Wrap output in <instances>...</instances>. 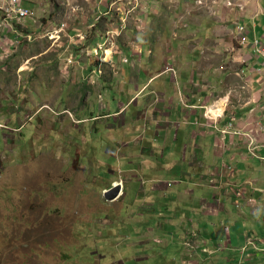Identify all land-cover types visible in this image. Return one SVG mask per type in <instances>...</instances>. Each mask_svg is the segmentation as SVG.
Masks as SVG:
<instances>
[{
	"label": "rangeland",
	"instance_id": "rangeland-1",
	"mask_svg": "<svg viewBox=\"0 0 264 264\" xmlns=\"http://www.w3.org/2000/svg\"><path fill=\"white\" fill-rule=\"evenodd\" d=\"M64 2H54L62 17ZM170 30L162 29L175 41ZM61 40L0 51V264H145L129 259L143 251L154 264L174 258L194 225L187 214L172 216L192 209L193 183L181 180L190 166L179 148L191 142L154 120L148 101L158 93L145 89L144 72L133 81L129 74L80 77L76 65L65 73ZM141 53L146 63L147 48ZM116 182L122 194L107 200ZM232 244L245 240L237 235Z\"/></svg>",
	"mask_w": 264,
	"mask_h": 264
},
{
	"label": "crops",
	"instance_id": "crops-1",
	"mask_svg": "<svg viewBox=\"0 0 264 264\" xmlns=\"http://www.w3.org/2000/svg\"><path fill=\"white\" fill-rule=\"evenodd\" d=\"M20 1L33 17L4 26L1 8L8 0H0V51L9 43L14 48L30 42L25 37L46 28L51 19L66 20L67 33L83 34L86 38L81 42L91 48L100 41L97 33L121 25L134 2L74 0L78 12L59 8L62 17L56 10L61 5L54 3L57 0ZM227 2L236 6L228 7ZM97 16L100 19L90 30ZM165 24L173 30L175 41L165 37ZM240 25L249 29L246 44L238 38ZM255 39L264 45V0H141L114 38L118 51L112 64H104V74H129L133 81L136 70L144 72L145 89L158 93L157 99L148 101L149 107L157 109L154 120L161 128L176 127L182 138L191 142L183 141L179 148L183 167L186 162L190 166L189 172L181 171V180L193 183L192 209L188 213L179 208L172 215L182 221L187 214L193 222V226L187 225L193 227L188 231L189 245L186 249L174 246L180 248L179 253L174 258L167 254L156 264H264V56L255 52ZM66 42L62 38L58 48L63 50ZM144 47L146 63L142 62ZM126 51L132 60L139 59L135 68L121 61ZM86 63L89 58L85 56L75 64L74 73L80 77L86 74ZM19 67L23 69L24 64ZM173 80L180 85L173 87ZM218 104L223 110L213 113L211 108ZM229 123L233 126L228 130ZM166 232L184 235L182 230ZM237 235L245 240L240 248L232 244ZM143 252L131 254L130 261L154 264L152 255ZM159 255L164 256L162 252ZM169 258L173 261L168 262ZM127 261L120 259L118 264Z\"/></svg>",
	"mask_w": 264,
	"mask_h": 264
},
{
	"label": "built area",
	"instance_id": "built-area-1",
	"mask_svg": "<svg viewBox=\"0 0 264 264\" xmlns=\"http://www.w3.org/2000/svg\"><path fill=\"white\" fill-rule=\"evenodd\" d=\"M119 1H123L125 3L127 2V0ZM140 1L141 0H134L132 7H130L129 10L125 11L124 17L121 20V25L119 27L113 28L109 26V29L105 32L97 33V36L100 41L96 42L91 48L85 47V45L81 42V40H84L86 38V36H84L83 34L77 33L75 36L69 35L67 33V21L60 19H51L49 22L46 23V28L44 26L39 32L29 34L25 38L27 41H36L38 39L48 38L53 42H57L58 40L65 38L67 44L64 45L62 53L60 54V58L62 59V70L67 73L71 66L79 64L86 56L87 58H89V63H86L85 66V68L88 69L86 72L87 76H100L104 73V64H112V56L118 51V47L116 42H114V38L120 35L121 30L124 27L126 17L129 13H131L134 9L139 6ZM73 2L74 0H65L64 4L68 8V10L70 8V11L72 13H77V5L73 4ZM113 5L114 4H112V6ZM227 6L234 7L236 5L231 2H227ZM1 9L3 10V14L5 15L2 20L4 26L12 25L13 23L21 24L26 19L33 17V13L28 8L23 7L21 5L20 0H8L6 5H4ZM99 19L100 16H97L95 20L90 24V30H93L92 27L95 26V21H98ZM248 31L249 29L245 25H240L237 27V34L240 43L246 44L248 42ZM77 41L80 42L78 43ZM12 44L13 43L6 46H1L2 52L5 53L4 55L9 53L8 51L13 47ZM253 45L255 47V52L261 56H264V45L260 43V41L257 39L253 41ZM140 56L141 54L140 52H138V57L140 58ZM121 61L123 63L130 62L127 56H123L121 58ZM136 61H139V59H137ZM133 68H135V65L133 66ZM169 70L173 71V68H169ZM232 126L233 123H229L227 129H231Z\"/></svg>",
	"mask_w": 264,
	"mask_h": 264
},
{
	"label": "water",
	"instance_id": "water-1",
	"mask_svg": "<svg viewBox=\"0 0 264 264\" xmlns=\"http://www.w3.org/2000/svg\"><path fill=\"white\" fill-rule=\"evenodd\" d=\"M122 193V183H115L106 189L104 195L107 200H115Z\"/></svg>",
	"mask_w": 264,
	"mask_h": 264
},
{
	"label": "bare ground",
	"instance_id": "bare-ground-1",
	"mask_svg": "<svg viewBox=\"0 0 264 264\" xmlns=\"http://www.w3.org/2000/svg\"><path fill=\"white\" fill-rule=\"evenodd\" d=\"M219 110H220V111L223 110L221 104H218L216 107L211 108V111H212L213 113H217ZM119 196H120V195H119ZM119 196H118V198H119Z\"/></svg>",
	"mask_w": 264,
	"mask_h": 264
},
{
	"label": "clouds",
	"instance_id": "clouds-1",
	"mask_svg": "<svg viewBox=\"0 0 264 264\" xmlns=\"http://www.w3.org/2000/svg\"><path fill=\"white\" fill-rule=\"evenodd\" d=\"M112 185H113V184H112ZM112 185H111V186H112ZM123 185H124V184L122 183V190H123ZM111 186H110V187H111ZM110 187H109V188H110Z\"/></svg>",
	"mask_w": 264,
	"mask_h": 264
},
{
	"label": "trees",
	"instance_id": "trees-1",
	"mask_svg": "<svg viewBox=\"0 0 264 264\" xmlns=\"http://www.w3.org/2000/svg\"><path fill=\"white\" fill-rule=\"evenodd\" d=\"M110 187V186H109Z\"/></svg>",
	"mask_w": 264,
	"mask_h": 264
}]
</instances>
